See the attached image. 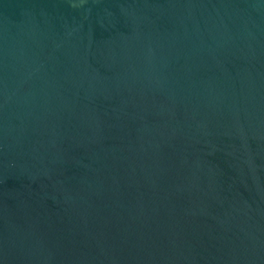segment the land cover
<instances>
[{
    "label": "water",
    "instance_id": "obj_1",
    "mask_svg": "<svg viewBox=\"0 0 264 264\" xmlns=\"http://www.w3.org/2000/svg\"><path fill=\"white\" fill-rule=\"evenodd\" d=\"M0 264H264V0H0Z\"/></svg>",
    "mask_w": 264,
    "mask_h": 264
}]
</instances>
